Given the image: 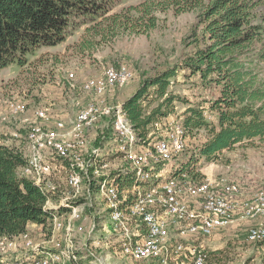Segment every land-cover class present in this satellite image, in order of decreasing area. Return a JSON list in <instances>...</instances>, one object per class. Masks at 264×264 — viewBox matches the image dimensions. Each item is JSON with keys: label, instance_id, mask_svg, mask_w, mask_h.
<instances>
[{"label": "built area", "instance_id": "built-area-1", "mask_svg": "<svg viewBox=\"0 0 264 264\" xmlns=\"http://www.w3.org/2000/svg\"><path fill=\"white\" fill-rule=\"evenodd\" d=\"M131 78L125 66L108 67L103 78L84 82L82 91L101 96L108 87ZM69 89L74 90L75 85L70 83ZM9 109L18 113L23 107L10 102ZM50 110L36 111L42 122L27 132L24 148H17L25 159L19 173L49 197L45 204L50 215L48 230L52 237L60 233L63 238H52L47 242L52 244L49 248L36 244L28 231L1 237L0 264H76L73 239L83 231L86 214L96 215L94 190L113 225L114 252L118 249L133 264H206L207 239L233 218H264V188L251 198H243L242 188L225 178L197 179L180 171L175 162L185 151L188 137L182 123L167 120L162 128L160 118L142 139L125 118L121 105L113 109L89 102L80 107L72 131L65 132L61 121L52 127L43 124L49 120ZM112 115L113 153L122 156L128 166L114 174L108 160L112 149L108 145L91 148L85 133L99 119ZM170 162L173 164L165 168ZM127 177L133 180L128 187L120 184ZM96 226L90 225L89 233L96 232ZM246 241L264 243V224L249 229ZM101 242H92V246L110 248L107 238ZM89 256L96 258L92 252Z\"/></svg>", "mask_w": 264, "mask_h": 264}, {"label": "rangeland", "instance_id": "rangeland-1", "mask_svg": "<svg viewBox=\"0 0 264 264\" xmlns=\"http://www.w3.org/2000/svg\"><path fill=\"white\" fill-rule=\"evenodd\" d=\"M143 1L145 0H121L106 17L122 16L125 13L133 15L128 12L130 7ZM259 15L264 17V7L259 8ZM156 16L157 27L147 34H136L130 29L111 31L106 18L89 23L76 22L71 25L67 39L62 44L37 50L27 57V63L22 67L13 63L1 69L2 136L11 137V144L23 149L27 132L33 125L42 122L36 116V111L45 107H50L52 111L50 110L49 120L43 124L52 127L61 121L65 125V132H70L82 105L90 102L114 109L134 94L144 80L173 69L176 72L170 79L167 93L179 97L181 101H174L168 117L159 120L161 127L167 126V120L182 123L187 109L200 105L206 109V119L215 122V114L207 109V104L203 101L216 98L217 88L213 85L204 88L199 78L190 76L189 71L181 69L185 58L193 53L197 11L176 14L171 9L165 13H157ZM262 25L264 27V22ZM97 31L101 33L99 36H95ZM254 51L264 53V36L261 43L254 45ZM120 66H125L132 73V78L124 84L108 87L101 96L82 91L84 82L103 78L106 68ZM254 71L264 83V59L255 64ZM70 83L75 85L74 90L69 89ZM10 102L20 104L23 110L12 113L9 109ZM156 105L157 102L153 101L150 110ZM112 122L113 115L103 117L92 127L86 128L85 133L91 148L108 145L112 149L108 160L111 163L110 172L114 174L128 166L122 156L113 153L115 147L111 135ZM14 136L18 138L15 139ZM206 138L207 133L203 129L196 134H188L185 151L175 164L181 166L185 163ZM142 148L147 149L144 146ZM172 164L167 163L165 168L168 169ZM200 175L204 176L202 179L225 178L242 188L243 198H251L264 188V141L255 140L250 144L236 145L232 150L223 151L211 162L199 159L193 176L200 179ZM92 198L96 215L86 212V219L81 223L84 229L73 239L78 259L76 264H133L118 249L114 252L113 245L116 242L115 236L110 235L113 225L107 207L98 191H93ZM93 224L97 225L96 232L89 233L88 228ZM260 224H264V218L247 220L236 216L226 227L207 239L205 249L208 255L223 251V254L216 256L218 264H264V243L246 241L248 230ZM28 233L36 244L49 248L52 244L47 242L52 238H63L60 233L52 237L50 230L42 227L29 228ZM104 238L109 241L108 250L92 246V242H103ZM90 252L95 259L89 256ZM208 264H217V260Z\"/></svg>", "mask_w": 264, "mask_h": 264}, {"label": "trees", "instance_id": "trees-1", "mask_svg": "<svg viewBox=\"0 0 264 264\" xmlns=\"http://www.w3.org/2000/svg\"><path fill=\"white\" fill-rule=\"evenodd\" d=\"M120 2L0 0V70L13 63L22 67L37 50L62 44L76 22L106 18L111 31L130 29L147 34L157 27V13L197 11L193 53L185 58L181 69L199 78L204 88H217L216 98L203 101L216 119H206L203 105L187 109L182 122L186 134L203 129L207 138L181 164L180 171L192 175L199 159L211 162L236 145L264 141V83L254 71L255 64L264 59L263 52L254 51L264 36V17L259 15L264 0H145L130 7L128 12L133 15L106 17ZM100 34L95 32V36ZM175 72L173 69L144 80L122 103L125 118L140 138L147 137L156 120L168 117L174 101H181L167 93ZM153 101L157 105L150 110ZM24 164L20 150L0 145V238L18 236L29 225L44 230L50 227L45 209L49 197L20 175ZM132 183L130 177L120 182L127 187ZM221 253L209 254L206 264L212 260L218 264L216 256Z\"/></svg>", "mask_w": 264, "mask_h": 264}, {"label": "crops", "instance_id": "crops-1", "mask_svg": "<svg viewBox=\"0 0 264 264\" xmlns=\"http://www.w3.org/2000/svg\"><path fill=\"white\" fill-rule=\"evenodd\" d=\"M5 139H7V140H5ZM11 138H6V137H4V136H0V145H4V146H7V147H14V148H18L14 143L13 144H11V141L12 140H10ZM39 226H37V225H29L28 227H27V230L26 231H28L29 230V228H38ZM39 228H41V227H39ZM16 257H18V256H16Z\"/></svg>", "mask_w": 264, "mask_h": 264}]
</instances>
